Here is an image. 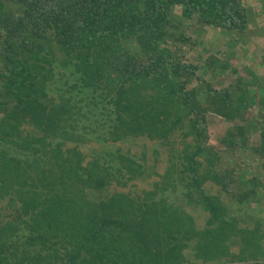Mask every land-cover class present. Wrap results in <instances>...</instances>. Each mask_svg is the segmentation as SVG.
<instances>
[{
  "label": "trees",
  "instance_id": "16d2710c",
  "mask_svg": "<svg viewBox=\"0 0 264 264\" xmlns=\"http://www.w3.org/2000/svg\"><path fill=\"white\" fill-rule=\"evenodd\" d=\"M244 1L0 0V264H264L260 186L222 166L264 160V87L183 59L192 27L246 34Z\"/></svg>",
  "mask_w": 264,
  "mask_h": 264
},
{
  "label": "rangeland",
  "instance_id": "374dc122",
  "mask_svg": "<svg viewBox=\"0 0 264 264\" xmlns=\"http://www.w3.org/2000/svg\"><path fill=\"white\" fill-rule=\"evenodd\" d=\"M244 6L247 8L249 12V23H248V31L244 35H235L234 33L224 31L218 28H206L202 29L198 26L192 27L189 29V33L191 36L197 39V45L191 49L186 48L183 53L184 55V63H191L204 66V62L207 58L215 56L219 59L225 58V62H229L230 70L225 72L223 78L219 80H209L211 84H226L229 85L233 82L238 81V76H241L243 79H250L248 82H257L258 85L264 86V81L261 79L260 75H264V65L262 62V55L264 54V9L261 7V4L257 0H245ZM182 31L177 30L175 34L179 36ZM176 39V37L174 38ZM173 39V40H174ZM172 41V40H171ZM170 41V42H171ZM182 53V52H180ZM235 70V71H234ZM213 73V72H211ZM238 73V75H237ZM200 74L202 78H205L206 72L202 69ZM246 80V81H247ZM253 110V108H252ZM255 109L254 111H256ZM228 124L223 123L220 119L214 120L210 126L209 130L212 133V136H222L226 129L228 128ZM230 126V124H229ZM257 140L252 143H258L260 140V135L257 134ZM251 139V138H248ZM213 143L217 142L212 139ZM123 151L127 150V146H118ZM252 147V146H251ZM143 144H134L132 148V152L137 153V160L142 158ZM83 151V150H82ZM153 149H151L148 154L152 156ZM248 152L244 153H236L234 156L230 155L229 157H222V166L223 168L231 169L232 167H237V175L235 180L239 183L240 186H244L249 189H256V186H260L259 197L257 196V200L255 198H248L244 204L240 205V209L247 210L246 208L253 206V209L256 213H259L261 216H264V205L260 206V203L264 201V160L259 159L250 154L252 152L247 150ZM85 152V151H83ZM153 159V157H149ZM253 177H256L257 184L252 182ZM152 188V185L148 187V185L144 182H138L136 186H130L131 191H136V193L140 194L143 191H148ZM209 194H216L220 191V187L213 184L211 187H207ZM130 189H126L125 192L130 191ZM121 190V189H120ZM137 195V194H134ZM228 208H232L231 200L225 197ZM235 208H239L237 204L234 203ZM231 209V210H232ZM243 211L244 213H246ZM196 217L197 214L195 213ZM203 216L202 214L198 217ZM205 217V215H204ZM202 219V221H204Z\"/></svg>",
  "mask_w": 264,
  "mask_h": 264
},
{
  "label": "crops",
  "instance_id": "0c3cea01",
  "mask_svg": "<svg viewBox=\"0 0 264 264\" xmlns=\"http://www.w3.org/2000/svg\"><path fill=\"white\" fill-rule=\"evenodd\" d=\"M261 79L264 81V75H260ZM242 79V78H241ZM245 80V79H244ZM247 80V79H246ZM250 79H248L247 81H249ZM264 87V86H263Z\"/></svg>",
  "mask_w": 264,
  "mask_h": 264
}]
</instances>
